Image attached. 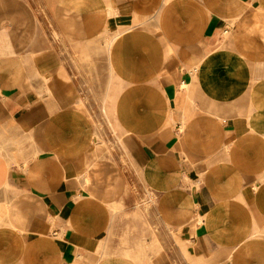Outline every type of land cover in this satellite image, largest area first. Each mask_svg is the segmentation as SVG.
<instances>
[{"label":"crops","instance_id":"obj_1","mask_svg":"<svg viewBox=\"0 0 264 264\" xmlns=\"http://www.w3.org/2000/svg\"><path fill=\"white\" fill-rule=\"evenodd\" d=\"M260 19L0 0V264H264Z\"/></svg>","mask_w":264,"mask_h":264},{"label":"bare ground","instance_id":"obj_2","mask_svg":"<svg viewBox=\"0 0 264 264\" xmlns=\"http://www.w3.org/2000/svg\"><path fill=\"white\" fill-rule=\"evenodd\" d=\"M141 13V12H140ZM262 16V15H260ZM142 21V20H141ZM257 25H264V20L263 19H260L259 20V23ZM179 129V128H178ZM181 129V128H180ZM152 198V197H151ZM138 208V207H137ZM107 251V250H106Z\"/></svg>","mask_w":264,"mask_h":264},{"label":"rangeland","instance_id":"obj_3","mask_svg":"<svg viewBox=\"0 0 264 264\" xmlns=\"http://www.w3.org/2000/svg\"><path fill=\"white\" fill-rule=\"evenodd\" d=\"M264 20V19H263ZM111 42V40L109 41V43ZM187 88V86L186 85H184L183 87H182V89H186Z\"/></svg>","mask_w":264,"mask_h":264}]
</instances>
